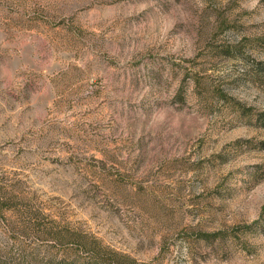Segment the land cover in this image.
<instances>
[{
	"label": "rangeland",
	"instance_id": "1",
	"mask_svg": "<svg viewBox=\"0 0 264 264\" xmlns=\"http://www.w3.org/2000/svg\"><path fill=\"white\" fill-rule=\"evenodd\" d=\"M0 178L141 261L264 264V0H0Z\"/></svg>",
	"mask_w": 264,
	"mask_h": 264
},
{
	"label": "trees",
	"instance_id": "2",
	"mask_svg": "<svg viewBox=\"0 0 264 264\" xmlns=\"http://www.w3.org/2000/svg\"><path fill=\"white\" fill-rule=\"evenodd\" d=\"M252 224L264 230V204ZM0 232V264H155L57 216L36 192L5 178H0Z\"/></svg>",
	"mask_w": 264,
	"mask_h": 264
}]
</instances>
